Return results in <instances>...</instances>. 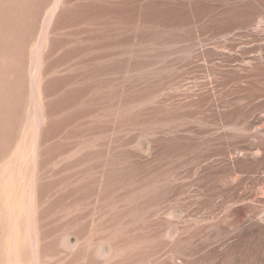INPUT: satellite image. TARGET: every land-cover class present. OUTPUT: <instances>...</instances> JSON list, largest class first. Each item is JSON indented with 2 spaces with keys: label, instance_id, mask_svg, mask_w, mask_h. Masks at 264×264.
Wrapping results in <instances>:
<instances>
[{
  "label": "rangeland",
  "instance_id": "obj_1",
  "mask_svg": "<svg viewBox=\"0 0 264 264\" xmlns=\"http://www.w3.org/2000/svg\"><path fill=\"white\" fill-rule=\"evenodd\" d=\"M0 264H264V0H0Z\"/></svg>",
  "mask_w": 264,
  "mask_h": 264
}]
</instances>
